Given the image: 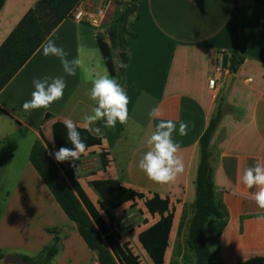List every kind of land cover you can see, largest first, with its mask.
Instances as JSON below:
<instances>
[{"label": "crops", "instance_id": "1", "mask_svg": "<svg viewBox=\"0 0 264 264\" xmlns=\"http://www.w3.org/2000/svg\"><path fill=\"white\" fill-rule=\"evenodd\" d=\"M37 1L5 0L0 10V46ZM107 1L83 0L80 6L98 9ZM130 1L114 0L100 29L68 17L47 37L68 52V59L79 56L82 60L83 66L74 76L66 75L60 60L44 56L40 47L0 91V130L7 131L0 135V158L6 150L11 152V157L13 153H19L28 158L19 174L32 176L31 180L42 190L45 199L54 198L29 162L31 149L40 140L54 159L52 153L59 149L53 138L55 123L65 124L66 119H71L77 128L86 129L83 118L95 107L87 94L91 79L97 73L113 77L99 47L98 36L110 43L108 31L117 26ZM237 13L240 52L244 61L235 73H231L232 79L227 85L228 62L224 81L219 80L212 89L209 80L215 75L223 55L228 54L230 60ZM127 29L126 55L130 61L125 69L124 89L129 97V119L126 124L117 122L114 128H102L103 135L92 134L101 138V145L87 148L84 154L94 153L104 177L87 182L91 185L94 180L113 179L148 199L154 194L168 199L174 212L165 255V264H170L174 249L172 237H177L182 218L196 199L199 140L210 119L220 110L221 119L209 145L215 199L227 212L219 237L220 260L222 264H264V220L258 219L264 216V210L252 199L256 189H247L240 182L246 167L257 160L264 162V7L257 5L255 0H140L135 13L129 17ZM120 53L113 50L117 71L122 63ZM45 76L65 79L67 86L63 98L48 109L23 110V103L31 99L35 90L33 79ZM154 107L162 110V117L149 118L148 113ZM160 119L176 122L173 139L180 145L178 155L184 162L183 173L165 185L152 182L138 167L139 160L148 150L146 140ZM180 121L189 125L185 136L179 135ZM7 141L12 150L6 146ZM54 161L62 173L72 169L85 191L87 182L77 176L72 163ZM91 188L93 199L90 200L96 206L102 203L112 216L111 208L92 185ZM144 212L156 218L154 223L159 220V215L151 216L145 208ZM138 235L145 264H153L140 245ZM121 243H128L132 250L128 240L121 239ZM183 253L184 247L179 261ZM6 255L29 257L12 251Z\"/></svg>", "mask_w": 264, "mask_h": 264}, {"label": "trees", "instance_id": "2", "mask_svg": "<svg viewBox=\"0 0 264 264\" xmlns=\"http://www.w3.org/2000/svg\"><path fill=\"white\" fill-rule=\"evenodd\" d=\"M81 1L38 0L24 15L0 46V91ZM130 2L138 4L140 0ZM255 2L264 7V0H255ZM4 3L5 0H0V10ZM128 9L117 21V26L108 31L109 44L98 36L99 47L109 72L123 87L125 69L130 58L126 55L125 64L121 63L124 66L120 65L117 71L113 62V50L127 52L126 36L129 32L128 29L123 31L122 26ZM238 21L237 13L235 39L229 60L230 73H235L244 61L240 52ZM220 119L221 111L218 110L210 119L207 129L199 140L200 161L195 182L196 199L192 206V217L187 225L182 264H222L219 255V237L225 225L227 212L215 199L209 152V145ZM97 125L102 127L103 122H98ZM77 130L86 144V149L101 145L100 137L90 134L86 129L77 128ZM53 138L58 148H73L67 138L65 124H54ZM102 155L104 156V153ZM29 162L66 217L76 224L77 232L87 248L96 253L98 264H140L139 257L132 252L129 244L121 243L120 234L113 225V218L108 209L102 203L96 206L90 200L72 169L61 172L42 141L37 140L34 143ZM91 185L111 209H118L130 201L142 200L144 208L151 216L159 215L156 223L138 235V241L153 264H165L174 220V212L169 200L161 198L158 194L148 199L142 193L135 192L113 179L94 180ZM58 242V237L55 235L52 244L46 246L36 258L23 257L34 264H51L60 251ZM4 258L5 254L0 252V260Z\"/></svg>", "mask_w": 264, "mask_h": 264}, {"label": "rangeland", "instance_id": "3", "mask_svg": "<svg viewBox=\"0 0 264 264\" xmlns=\"http://www.w3.org/2000/svg\"><path fill=\"white\" fill-rule=\"evenodd\" d=\"M5 131L0 130V135ZM8 142L6 146L10 148L12 145ZM10 153L8 150L3 151L0 158V252L5 254L12 251L36 258L46 246L52 244L56 235L60 251L52 264H98L96 254L81 241L76 224L66 217L55 199H45L42 190L31 180L32 176L19 174L28 158L19 153H13L11 157ZM74 163L77 176L83 177L82 182L104 177L100 161L92 152L81 155L80 160ZM84 187L88 197L93 199L90 182L84 184ZM110 211L122 241L128 240L134 253L140 257L141 264H145L137 235L154 223L156 218L144 212L142 201L128 203L123 209ZM191 217L192 207L188 213L185 212L177 237H172L174 249L170 264H182L179 259ZM1 263L3 260H0Z\"/></svg>", "mask_w": 264, "mask_h": 264}, {"label": "clouds", "instance_id": "4", "mask_svg": "<svg viewBox=\"0 0 264 264\" xmlns=\"http://www.w3.org/2000/svg\"><path fill=\"white\" fill-rule=\"evenodd\" d=\"M41 48L44 56H54L60 60L66 75L74 76L77 69L83 66L79 56L71 60L68 59V52L58 46L51 37L41 44ZM32 83L35 90L31 93V99L22 105L25 111L48 109L53 103L63 98L67 86L63 77L45 76L33 79ZM87 94L95 102L91 114L85 115L83 118L89 133L103 135L102 128H114L117 122L120 124L128 122L129 97L116 78H110L106 74H95L91 79V88ZM148 115L150 119H158L163 116V112L159 107H154ZM101 121L103 122L102 127L96 126ZM64 123L67 129V138L73 148L60 147L52 155L57 162L69 161L75 166L74 162L80 160V156L86 152V144L81 139L76 123L71 119H66ZM188 127L187 122L180 121L179 135H187ZM176 131L175 121L160 119L146 140L148 150L139 160L138 167L154 183L170 184L184 171L183 159L178 155L180 145L173 139V133ZM240 182L247 189H256L252 193V199L259 209L264 210V162L257 160L253 165L246 167L240 177ZM258 219L264 220V216Z\"/></svg>", "mask_w": 264, "mask_h": 264}, {"label": "built area", "instance_id": "5", "mask_svg": "<svg viewBox=\"0 0 264 264\" xmlns=\"http://www.w3.org/2000/svg\"><path fill=\"white\" fill-rule=\"evenodd\" d=\"M113 1L114 0H108L104 7L98 9H89L80 6L83 2L82 0L78 6L71 11L69 17L75 22L86 24L95 29H100L105 23L107 12ZM226 70L227 69L222 68V62H220L215 68V75L209 80V86L212 89L215 88L219 80L224 81Z\"/></svg>", "mask_w": 264, "mask_h": 264}, {"label": "water", "instance_id": "6", "mask_svg": "<svg viewBox=\"0 0 264 264\" xmlns=\"http://www.w3.org/2000/svg\"><path fill=\"white\" fill-rule=\"evenodd\" d=\"M129 6L130 7H129L126 15H125L123 26H122V30L123 31L127 30L129 17L131 15H133L135 13L136 9H137V4L134 3V2H131ZM119 56L121 58L122 63L125 64L126 53L125 52H121L119 54ZM228 62H229V56H228V54H224L223 57H222V68L223 69H227L228 68ZM231 79H232V74L229 73L228 76H227V85L229 84ZM3 262L5 264H34L33 262H31V261H29V260H27V259H25L23 257L15 256V255H6L5 258L3 259Z\"/></svg>", "mask_w": 264, "mask_h": 264}]
</instances>
